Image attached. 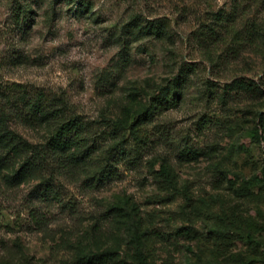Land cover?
<instances>
[{
    "label": "rangeland",
    "instance_id": "374dc122",
    "mask_svg": "<svg viewBox=\"0 0 264 264\" xmlns=\"http://www.w3.org/2000/svg\"><path fill=\"white\" fill-rule=\"evenodd\" d=\"M1 116L0 264H264V0H0Z\"/></svg>",
    "mask_w": 264,
    "mask_h": 264
},
{
    "label": "trees",
    "instance_id": "16d2710c",
    "mask_svg": "<svg viewBox=\"0 0 264 264\" xmlns=\"http://www.w3.org/2000/svg\"><path fill=\"white\" fill-rule=\"evenodd\" d=\"M148 29L154 34H161L165 25L160 21H149ZM232 87L243 88V89H253L256 87L253 81H245L243 79L235 80L232 84ZM36 112H44L42 104L39 102L35 103ZM3 117H0V125H3L5 122ZM80 122L77 118H73L65 122L56 132V134L51 138L49 142L50 148L56 149H65L72 146L74 143L79 142L82 138L80 136ZM72 132V133H71ZM71 135V137H70ZM7 136L11 137L13 140L17 141L23 149L26 151H35L37 155H43V150L38 148V146L24 140L18 133H15L11 130L7 132ZM115 259L114 252H102L97 255H93L89 258L88 264H109Z\"/></svg>",
    "mask_w": 264,
    "mask_h": 264
}]
</instances>
